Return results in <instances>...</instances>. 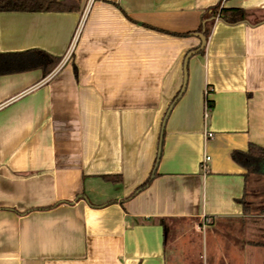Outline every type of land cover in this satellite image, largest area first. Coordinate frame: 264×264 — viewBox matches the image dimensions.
<instances>
[{
    "label": "crops",
    "instance_id": "1",
    "mask_svg": "<svg viewBox=\"0 0 264 264\" xmlns=\"http://www.w3.org/2000/svg\"><path fill=\"white\" fill-rule=\"evenodd\" d=\"M217 4L247 20H215L189 58L153 173L184 58ZM249 145L264 149V0L0 13V264H264L238 235L264 240L231 158ZM251 201L264 204V186Z\"/></svg>",
    "mask_w": 264,
    "mask_h": 264
},
{
    "label": "trees",
    "instance_id": "2",
    "mask_svg": "<svg viewBox=\"0 0 264 264\" xmlns=\"http://www.w3.org/2000/svg\"><path fill=\"white\" fill-rule=\"evenodd\" d=\"M81 2L82 0H0V13L78 12ZM215 20H221L228 25H234L246 21L247 15L242 9H225L221 8L220 4H217L202 13L201 25L198 32L207 38ZM202 53L203 50L199 52V54ZM231 158L246 171L244 175V194L240 200L243 214L251 215L256 211L263 213L262 206H258L255 202H252L251 198L256 196L257 188L264 186V149L249 145L246 152H232ZM104 178L111 181H120V178L117 177L105 176ZM150 182L151 179L148 178L126 199L134 197L138 192L147 188ZM251 245L264 247V244L259 243H251Z\"/></svg>",
    "mask_w": 264,
    "mask_h": 264
},
{
    "label": "water",
    "instance_id": "3",
    "mask_svg": "<svg viewBox=\"0 0 264 264\" xmlns=\"http://www.w3.org/2000/svg\"><path fill=\"white\" fill-rule=\"evenodd\" d=\"M196 37L199 38L200 40V46L194 50V51H191L189 52L186 57L184 58V61H183V83H182V87H181V90L179 92V94L176 96V98L173 100L172 104L169 106L168 110L166 111L165 113V116L163 118V121H162V127H161V133H160V139H159V144H158V152H157V158H156V163H155V166H154V170H153V173L155 172V169H156V166H157V163H158V160L160 158V152H161V143H162V135H163V128H164V124H165V121L168 117V115L170 114V111L172 110V107L173 105L176 103V101L181 97V95L183 94L184 92V89L186 87V81H187V63H188V60L189 58L194 55V54H198L200 51H202L205 47V44H206V39L205 37L203 36V34H196Z\"/></svg>",
    "mask_w": 264,
    "mask_h": 264
},
{
    "label": "rangeland",
    "instance_id": "4",
    "mask_svg": "<svg viewBox=\"0 0 264 264\" xmlns=\"http://www.w3.org/2000/svg\"><path fill=\"white\" fill-rule=\"evenodd\" d=\"M255 202L259 203L260 201L259 200L258 201L256 200ZM261 208L264 211V204L262 205ZM260 213H262V212H260ZM260 213H259V211H257L256 213L254 212L253 214L255 216H257ZM253 220H254V223H251L250 222V223H247L246 225L248 227L252 226L253 228L256 226V227H259L260 230H263L264 231V212H263V215H262L261 218H257V219L254 218ZM255 220H261V221H259L258 224H255V222H256ZM248 227H246V228H248ZM238 235H240L241 238H243L242 241H241V239L239 240L240 243H242V244H248V243L249 244H251V243H257L258 244L259 243L260 244V243H263L264 242V240H262L261 236H259L258 233H257V235L253 236V234L250 232V230H247V229H246L245 233H243V234L239 233Z\"/></svg>",
    "mask_w": 264,
    "mask_h": 264
},
{
    "label": "built area",
    "instance_id": "5",
    "mask_svg": "<svg viewBox=\"0 0 264 264\" xmlns=\"http://www.w3.org/2000/svg\"><path fill=\"white\" fill-rule=\"evenodd\" d=\"M81 24H82V22L80 23V26L78 27V29H77V31H76V37H77V34H78L79 30H80ZM69 57H70V51H68V52L65 54V56H64V58H63V60H62V63H63V61H66ZM205 117H206V114H205ZM205 137H206V139H210V138L212 137V134L209 133V132H205ZM207 160H209L208 157H206V158L204 159V161H207Z\"/></svg>",
    "mask_w": 264,
    "mask_h": 264
}]
</instances>
